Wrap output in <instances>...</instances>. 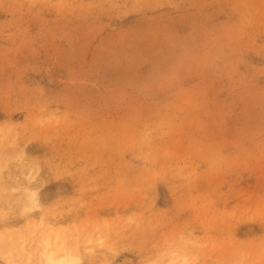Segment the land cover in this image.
I'll list each match as a JSON object with an SVG mask.
<instances>
[{
	"label": "rangeland",
	"instance_id": "1",
	"mask_svg": "<svg viewBox=\"0 0 264 264\" xmlns=\"http://www.w3.org/2000/svg\"><path fill=\"white\" fill-rule=\"evenodd\" d=\"M44 252L264 264V0H0V264Z\"/></svg>",
	"mask_w": 264,
	"mask_h": 264
},
{
	"label": "bare ground",
	"instance_id": "2",
	"mask_svg": "<svg viewBox=\"0 0 264 264\" xmlns=\"http://www.w3.org/2000/svg\"><path fill=\"white\" fill-rule=\"evenodd\" d=\"M36 195H37V192L32 191L31 197L34 199L33 204L37 202ZM46 247H49V239L46 240ZM43 255L45 257V260H44L45 264H75L76 263L75 261L67 260L65 257L66 255L58 256L56 254H53V252H44ZM123 264H129V263L125 262Z\"/></svg>",
	"mask_w": 264,
	"mask_h": 264
}]
</instances>
